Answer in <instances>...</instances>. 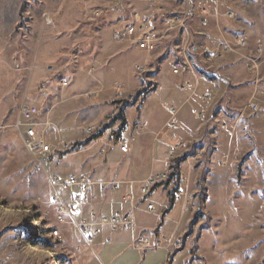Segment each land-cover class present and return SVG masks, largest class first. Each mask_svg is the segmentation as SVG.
<instances>
[{"label": "rangeland", "instance_id": "obj_1", "mask_svg": "<svg viewBox=\"0 0 264 264\" xmlns=\"http://www.w3.org/2000/svg\"><path fill=\"white\" fill-rule=\"evenodd\" d=\"M140 18L159 37L156 48L140 51L143 59L127 65L125 80L112 77L109 85L102 74L117 69L113 54L128 46L112 41V32L119 21L132 24ZM168 18L172 29L165 27ZM237 40H244L245 46L236 45ZM220 41L228 48H220L219 55L201 54L202 46L215 48ZM192 46L198 51L192 52ZM214 50L219 52L217 47ZM181 59H187V73L190 68L198 78L193 76L195 108L181 113L180 126L170 134L181 137L184 144L167 166L160 168L161 161L155 164L154 174L165 172L167 179L148 196L142 199L138 191L148 176L121 192L129 200L134 196L148 212L136 219L137 224L150 225L160 210L161 223L139 234L160 231L166 236V247L159 248L168 251L164 264H264V0H0V264H90L95 255L85 263L88 249L81 256L74 254L79 235L71 220L78 209H89L92 203L76 204V212L69 215L70 202L65 207L51 201V177L78 174L84 151L104 156L100 146L108 142L107 127L113 128L110 144L119 136L134 135L136 141L146 128L136 133L133 126L146 121L135 115L137 108H129L130 126L120 129L121 121H113L119 109L124 115L126 107H140L146 101L144 111L155 119L159 131L168 117L165 103L178 104V99L170 100L174 91L167 94L166 87L156 90V73L166 66L167 81L177 79L174 89H179L181 83L191 81L185 80V72H171L173 62ZM138 65L143 72L138 73ZM45 70L53 74L49 79L55 93L50 100L39 93ZM57 79L68 82L65 89L74 84L81 90L96 87L90 97L97 101L89 113L95 117L85 116L88 108L82 99L59 103L53 117L62 127L87 126L86 140L97 133L105 138L97 146L94 140L67 142L62 135L71 148L58 158H34L24 147L15 121L28 104L39 108L42 121L51 119L48 101L56 103L61 97ZM123 81L132 91L133 82H138L135 95L124 92ZM107 93L108 100H99ZM250 103L258 104V110L252 111ZM112 106L116 111L110 114ZM101 111L107 113L96 123ZM163 151V142L157 141V158L166 154L168 158L170 147ZM145 156L136 160L139 172L145 170L146 163L139 162L148 160V149ZM177 159L174 174L171 164ZM107 194L111 201L119 193ZM147 204H152L151 211ZM55 229L61 230L60 238L51 236ZM109 235L106 241L112 243ZM132 240L123 238L127 253L101 259L100 264H135V255L128 252L135 251Z\"/></svg>", "mask_w": 264, "mask_h": 264}, {"label": "built area", "instance_id": "obj_2", "mask_svg": "<svg viewBox=\"0 0 264 264\" xmlns=\"http://www.w3.org/2000/svg\"><path fill=\"white\" fill-rule=\"evenodd\" d=\"M201 13H206V9H201ZM175 21L182 23V19H175ZM205 23H203L204 25ZM166 29H172L171 21L169 18L165 21ZM112 39L115 42H130L136 44L140 50L149 52L153 51L156 48L157 40L159 37L155 34L153 26L143 20H134L132 24H125L123 22H118L116 27L112 32ZM236 45L244 47L245 41L237 40ZM219 50L217 53L214 49ZM215 48L210 46H202L201 54L205 56H217L220 53V48H228L227 44H224L223 41L217 43ZM191 50V49H190ZM198 51L196 46H192V52ZM251 63L256 64V60L250 58ZM51 71V70H49ZM138 73L144 71V67L138 65ZM187 59L184 61L176 60L173 62L172 73L176 75H181L183 72L187 73ZM189 73L194 75L193 70L189 68ZM61 86H67L65 80L60 81ZM188 91L189 98L195 95V82L185 81L183 85V90ZM156 90L160 91V88L157 86ZM252 111L258 110V104L250 103L249 105ZM165 108L169 114L164 127L168 130H173L177 128L176 112L177 108L173 104H165ZM39 108L34 104H28L22 106L20 109V114L15 121V126L17 129H20L22 132V141L23 145L28 151V153L34 158H58L62 152L68 150L69 144H67L62 139L63 131L57 126L55 122L51 119L46 118L42 121L39 118ZM147 127L146 123H138L133 126V129L136 133H139L141 130ZM113 128L107 127L105 129L106 135L109 137L113 133ZM88 132L91 131L89 128ZM112 131V132H111ZM98 134V133H97ZM95 134V135H97ZM102 135H104L102 133ZM94 136V135H92ZM135 141V136L131 135L127 138L119 136L117 140L113 141L111 144L109 142H102L101 154L111 147H117L120 152L127 153L130 147V144ZM95 143V141L93 142ZM183 140L175 141L170 146V151L168 153V160L171 162V159L177 153V151L183 146ZM167 174H150L144 180L141 181V185L138 189L140 196L145 198L148 196L159 184L166 181ZM139 182V181H138ZM136 184L137 182H130L129 184ZM50 185L53 189L51 195V201L55 204H63L67 207L66 204L69 202L72 206L68 207L67 213L69 215H74L76 212L75 205L86 203L88 201H97L103 199L107 193L115 194L121 191L122 182L117 180H94L87 175L70 173L64 176L54 175L51 177ZM69 195L68 201L65 196ZM130 195V192L129 194ZM127 201L130 203L136 201L133 198L129 200L130 196H125ZM147 210L151 211L153 209L152 204H147ZM61 223L64 222L62 218H59ZM71 224L75 230H77L79 238L74 245V254L81 256L86 249L92 252L95 245L97 236L103 231L107 230L109 234L115 233H130L132 249L137 252H144L147 250L159 249L166 247L164 244L167 242V238L163 235L162 232L158 231L156 233H151L148 235L137 234L135 233V221L132 214V211H121L116 210L111 214H105L96 211H90L88 215L84 218L72 219ZM61 235L60 229H55L51 232V236L59 237ZM110 239H108L109 241Z\"/></svg>", "mask_w": 264, "mask_h": 264}, {"label": "crops", "instance_id": "obj_3", "mask_svg": "<svg viewBox=\"0 0 264 264\" xmlns=\"http://www.w3.org/2000/svg\"><path fill=\"white\" fill-rule=\"evenodd\" d=\"M141 19L142 18L134 19V20H141ZM201 33H203V32H201ZM206 38L207 37H201V39H203V40H206ZM97 41L98 40H95L93 43L96 45ZM104 43L109 44V43H111V40H104ZM117 43H119V42H117ZM124 43H127L128 46H126V45L120 46V51H122V53H114L113 54L114 60H116L117 69L115 67H113L112 70L102 74V76L105 80L104 82L107 84H109L108 80L112 77H118L119 76V77L124 78V80H125L124 76H126L127 72H128L126 69L127 65L130 68L129 64H132V62L136 61L137 58H138V60L143 59V56L139 53L140 51H143V50H140L136 44H133L130 42H124ZM167 54H169V56L172 57V53L170 54L169 51L167 52ZM165 72H170V70H168L166 68V66H162L156 73V80L155 81H156V83H158V87L160 88V91L162 90V86H163V89H164V87L168 88L167 94L174 91L172 93L173 96H171L170 100L175 101V97L177 96L176 99H178V104H174V103H169V104H173L177 108L176 120H177V128H178L180 126L179 118H181V113L185 112L187 114V108H190L191 111L193 110V108H195L193 106L194 99H193V96L189 98V95H188L189 93L187 90H185V89L183 90V85H182L183 83H181V85L178 86L179 89L177 88V90H175L174 87H175V82H177L176 81L177 79L176 80L174 79V81H171V82L167 81ZM51 73L47 72V71L44 72L45 76L42 80V88L39 92L43 96H46V97L49 96V100L53 98L52 95L55 93V90L53 89V86H52V81H51L52 79H49L50 78L49 75H53ZM163 75H165V79H164L165 84L162 80ZM195 78L197 81V79H198L197 75L195 76ZM186 79H189L192 81L193 77L191 74L187 73L185 80ZM61 80H64V79H61ZM60 81H59V79H57L58 83H56L54 81L57 85L59 84V87H61L62 90L59 92V94H57V95L61 96L59 101H57L56 103H53V101L52 102L48 101V106L49 107L51 106L49 117L63 131L62 135H63V138L65 141H67V142L84 141V140H86L85 135H84V131H85L87 126L83 127V129H80L82 126H79V125L62 127L61 124L58 123L57 119L55 117H53L52 112H53L54 108L59 103H64L67 101H76V100L78 101V99H82L81 102H84L86 104L84 106H87V108H88L87 109L88 111L86 112L85 116L91 117L89 115V113H90V111L92 112V109L96 106L97 100L91 98L90 94H91V92H93V90L96 87L91 88V89H86V90L82 89L81 90L78 88L79 86L74 84L75 86L71 85L68 89H65L66 87H68V84H67V86H61ZM123 83H124V81H123ZM127 83H128L127 81L124 83L126 86V89L124 92L132 91L131 87L128 89ZM137 83L138 82L135 83V81L133 82L132 94L138 88ZM178 90H179V92H178ZM107 91H110V90L107 89L104 92H107ZM135 93L133 95H135ZM109 95L110 94H108V93L104 96H103V94H101V97H103V98L100 97L99 100H104V99L108 100ZM114 98H118V96L117 97L115 96ZM81 102H78V103L81 104ZM145 102L146 101H144L140 107H137V105H135V106L131 105V106H128L124 109V118H125V122H126V128H128L130 126V123H129L128 118H127V113H126L127 109H129V108H137V112L135 115L139 116L141 118L140 121H146V123H147L146 129L142 133L137 134L138 136L136 137V141L130 146L128 152L122 153V152H120V150L117 147L109 148L105 152L104 156L103 155L96 156L94 150L84 151L82 153H84V154L86 153V155L81 159L80 163H78L77 172L82 173V174H87V176H89L90 178H92L94 180H117V181L122 182V188H128L130 185L129 184L130 182H138L139 180L145 178L146 176H148L150 174H154L155 171H153L154 170L153 167L156 168L155 164L158 163L159 161H161V163H163V165L160 168L165 167L169 164V160L167 159V154L164 155L163 158H157L156 153H155L156 143H157V141L163 142V144H164L163 153L165 154L167 147H168V151H169V147H170V144L172 142H175V140H177V139L182 140V138L171 136L172 135L171 130H168L167 128L164 127V123L166 122L167 119L164 121L162 127L158 131L156 129V127L158 125L156 126V123L153 122V121H155V119L154 120L150 119V116L147 115L146 112L144 111ZM166 103L168 104V102H166ZM165 110H166V108H165ZM115 111H116V107L112 106L110 108V110L107 112L108 113L110 112V114H113V113H115ZM107 112H102V111L99 112L98 115L101 114L100 119L96 123H100L102 117H104L103 115ZM166 113L168 114L167 110H166ZM40 116H41V111H40ZM168 116H169V114H168ZM92 117H95V115ZM133 119L134 118H132V121H133ZM132 121H131V123H132ZM78 128L80 130H78ZM128 130H130V129H128ZM104 138L105 137H103V135H101V137L94 139L95 144H97V146H98L99 142L103 141ZM106 138L108 139V142H109L110 138H108V136H106ZM81 143H83V142H81ZM146 149H148V151H149V158L147 161L142 160L141 162H139L140 164L146 163V166L144 167L145 170L144 171L141 170V172H139L140 167L138 164L135 165L136 160H137L138 156L139 157H146L145 156V150ZM120 168L122 169V171L120 170ZM118 193L119 194L118 195L116 194L115 198L111 201H110L109 195L106 194L103 199H99L97 201L86 202L87 204L92 203L90 205L91 208L85 209V207H84V208H82V211H80L78 209V213L76 214V219L86 217L90 211H96V212H101V213H105V214L106 213L111 214L113 211H116V210H121V211L131 210L133 217H134V221H135V233H137V234L141 233L143 231H152L156 225H159L161 223V218L159 220V217L161 216V213L159 210L156 213V215L153 216V221L150 225H145V224H141V223L137 224L136 219H138L141 215L146 214L148 212H146L143 209L142 204H140L136 201L130 203L128 201L122 200V198L125 197L124 192L120 191ZM86 203H83L82 205H85ZM79 207H81V204H79ZM161 228H163V224H162ZM107 235H109L108 231L103 230L97 236L93 250H92V252L88 253L87 258L85 259V263L90 258H92L91 256H93V255H95V257H97V259H95V257L92 258L90 260V264H100V263H102V261H100L101 259L113 260L116 258L115 255H117V254L123 255L124 253H127L123 250L124 245L122 242H123V238H126V240L127 239L129 240V238L131 236L130 233H119V234L109 235L112 238V241H113L112 243H108L106 241ZM103 243L104 244L106 243L107 245H104ZM108 250H111V251L109 254H106ZM128 252L135 255V259H136V261L134 262L135 264H142L143 262H145L144 264H164L168 259L167 258L168 257V251L167 250L164 251V250L159 249V250H155L152 252H146L144 254L138 253L135 251H129V250H128ZM98 256L100 258H98ZM174 256H173V260H174ZM186 256L187 255L184 256V260L186 259Z\"/></svg>", "mask_w": 264, "mask_h": 264}, {"label": "trees", "instance_id": "obj_4", "mask_svg": "<svg viewBox=\"0 0 264 264\" xmlns=\"http://www.w3.org/2000/svg\"><path fill=\"white\" fill-rule=\"evenodd\" d=\"M116 118L113 119V121L116 119V120H120L121 121V126H120V129H123L124 125L126 124L125 122V118H124V115H123V109H119L117 114L115 115ZM102 133H98L97 135H94V136H91V138H88L87 140L84 141L89 143L90 141L98 138V137H101ZM174 160H172L173 162ZM178 159L174 161V163L171 164V167L174 169V174H175V170L177 169V165H178ZM171 163V162H170Z\"/></svg>", "mask_w": 264, "mask_h": 264}]
</instances>
